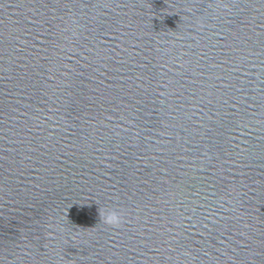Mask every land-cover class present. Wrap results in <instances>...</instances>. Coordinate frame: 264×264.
Wrapping results in <instances>:
<instances>
[{
	"label": "water",
	"instance_id": "obj_1",
	"mask_svg": "<svg viewBox=\"0 0 264 264\" xmlns=\"http://www.w3.org/2000/svg\"><path fill=\"white\" fill-rule=\"evenodd\" d=\"M0 264H264V0H0Z\"/></svg>",
	"mask_w": 264,
	"mask_h": 264
},
{
	"label": "clouds",
	"instance_id": "obj_2",
	"mask_svg": "<svg viewBox=\"0 0 264 264\" xmlns=\"http://www.w3.org/2000/svg\"><path fill=\"white\" fill-rule=\"evenodd\" d=\"M105 223L119 227L123 222L122 217L117 212H109L105 216Z\"/></svg>",
	"mask_w": 264,
	"mask_h": 264
}]
</instances>
